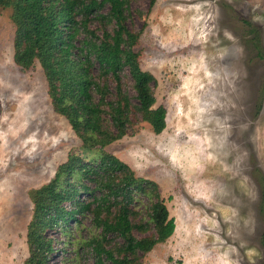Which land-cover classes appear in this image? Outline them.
I'll return each instance as SVG.
<instances>
[{
    "label": "rangeland",
    "instance_id": "obj_1",
    "mask_svg": "<svg viewBox=\"0 0 264 264\" xmlns=\"http://www.w3.org/2000/svg\"><path fill=\"white\" fill-rule=\"evenodd\" d=\"M12 12L0 9V264H25L31 191L69 153L93 158L97 149L83 148L54 108L40 62H15ZM127 24L139 32L134 48L156 77L155 105L166 106L167 123L155 132L135 115L106 149L158 183L176 223L141 264H264V0H131ZM89 25L104 27L99 19ZM123 73L134 93L128 67ZM81 217L67 225L75 243L48 264H93L86 240L99 228L88 212ZM108 237V246L119 240Z\"/></svg>",
    "mask_w": 264,
    "mask_h": 264
},
{
    "label": "trees",
    "instance_id": "obj_2",
    "mask_svg": "<svg viewBox=\"0 0 264 264\" xmlns=\"http://www.w3.org/2000/svg\"><path fill=\"white\" fill-rule=\"evenodd\" d=\"M130 1L0 0V9L13 10L15 62L22 68L40 62L54 108L67 117L83 148L97 149L93 158L69 153L55 176L31 191L34 207L25 264H48L51 253L66 251L76 241L68 237L72 228L67 225L80 224L85 212L99 228L86 240L93 264H141L142 257L175 230L158 183L136 175L106 149L128 133L135 115L155 132L167 123L166 106L155 105L156 77L141 67L134 48L139 32L127 24ZM105 5L109 8L104 12ZM93 19L103 23L101 33L90 27ZM125 67L134 93L124 84ZM145 200L149 209L143 216L140 205ZM50 228L59 229L62 238L49 235ZM108 235L119 240L108 246Z\"/></svg>",
    "mask_w": 264,
    "mask_h": 264
}]
</instances>
